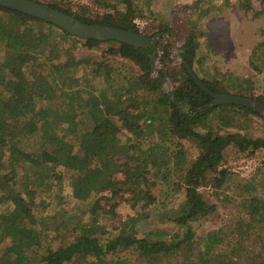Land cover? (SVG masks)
Wrapping results in <instances>:
<instances>
[{
    "label": "trees",
    "instance_id": "trees-1",
    "mask_svg": "<svg viewBox=\"0 0 264 264\" xmlns=\"http://www.w3.org/2000/svg\"><path fill=\"white\" fill-rule=\"evenodd\" d=\"M83 1L50 0L45 4L88 24L146 36L164 32L174 42H182L180 60L172 58L173 43L164 41L166 36L159 42L160 60L168 69L180 105L153 71L151 48L84 39L91 48L113 42L117 46L108 48L110 54H120L139 65V76H132L129 84L123 79L113 85L109 63L72 62L76 45L65 44L78 37L53 22L0 5V264H239L218 252L224 242L232 248L231 257L241 249L251 259L244 264H264V193L252 190L256 183L246 186L248 196L244 197L250 219L241 218L224 229L231 231L230 241H225L221 228L201 231L218 209L202 187L215 194L239 177L226 151L236 147L244 157L253 159L264 149V137L247 131L249 115L263 119L264 115L242 105H209L213 97L185 65L217 93L264 103L263 93L230 86L219 70L212 76L199 73L198 67L208 55L202 41L205 30L197 18L218 8V0L186 5L187 13H196L179 17L175 26L173 20H161L145 27L136 20L142 12L135 0ZM222 1L227 5L229 0ZM261 5L262 10L257 11L252 0H240L241 8L255 16L264 13V0ZM263 51L264 40L255 46L253 55ZM158 71L164 75L163 66ZM96 79L106 84L98 92L91 85ZM83 85L92 86L91 91ZM141 90L145 96L139 94ZM124 131L128 135L123 142L120 135ZM168 140L176 142L175 149ZM262 168L258 167L261 173ZM23 175L29 181L24 186L20 184ZM70 179L74 200L89 203L90 224L81 220L77 225L72 220L86 214L87 206L71 214L67 207L71 202L63 194ZM160 182L173 185L182 194L178 211L173 210L177 197L169 202L167 214H176H166L174 223L173 231L148 229L140 234L135 224L126 223L113 233L103 224L101 216L109 208L102 199L113 210L122 202L146 210L160 200L154 193ZM92 193L96 194L93 200ZM39 195L46 200L39 202ZM149 214L146 210L136 218L146 219ZM44 236L49 238L46 244ZM248 236L255 238L254 249L242 245Z\"/></svg>",
    "mask_w": 264,
    "mask_h": 264
},
{
    "label": "rangeland",
    "instance_id": "rangeland-1",
    "mask_svg": "<svg viewBox=\"0 0 264 264\" xmlns=\"http://www.w3.org/2000/svg\"><path fill=\"white\" fill-rule=\"evenodd\" d=\"M44 3L49 2L50 0H40ZM77 1L78 0H74ZM196 0H135L139 5L141 10V16L137 18L138 24L141 27L148 25H155L162 21H172L173 26L180 23L177 20L179 17L187 18L188 13L190 16L194 15L192 10H187L186 5L194 3ZM262 0H252L255 10H262L261 5ZM83 2H91V0H84ZM219 6L216 9H213L208 16H202L199 14L198 23L202 29L205 30V35L202 38L204 52L208 55L206 60L199 65L198 70L202 75L212 76L215 69L224 73L226 83L234 88L242 91L251 92L253 90L256 94H264V51L261 55H253L255 46L264 40V13L260 15L253 14V12H246L240 6V0H229L228 4H223L222 0L216 1ZM199 12V9H198ZM196 13V12H195ZM180 18V19H183ZM166 36V38H164ZM164 41L172 42V52L171 56L175 60L179 59L180 45L182 42H174V38L170 34H165L162 36ZM161 40V39H160ZM71 44L76 45L72 51V62H104L109 63L113 70V78L111 84L117 85L124 81L126 84L128 80H131L132 76H139V65L129 58L124 56L110 54L108 48L111 46H117L113 42H105L95 47H88L85 44L84 39H73L70 38L65 46L68 47ZM2 51L0 50V54ZM161 54V52H160ZM59 59H55L57 62ZM159 68L161 65L158 66ZM158 68V69H159ZM88 68H86V71ZM168 70V69H167ZM169 84L173 87L172 80L169 77ZM92 86H86L88 91L92 87V90L98 92L106 85L103 82L98 81V79L93 80L91 83ZM169 85L164 87L165 90H169ZM110 87V85H109ZM87 91V90H86ZM87 91V92H88ZM91 91V89H90ZM140 95L143 94V91H138ZM138 94V93H137ZM144 96L146 94H143ZM126 98V97H125ZM124 99V98H123ZM143 100L142 98H140ZM118 117V116H116ZM247 131L249 134L255 137H264V119L256 115H249L247 122ZM128 133L124 131L120 137L122 141H127ZM168 144L171 145L174 149L176 148V142L173 140H168ZM236 147H230L226 151V156L229 159L230 164L233 166V169L238 172L239 177L235 178L224 190H219L217 193L213 194L211 189L203 188L202 191L207 193L210 196V200L218 204L217 211L212 215L211 219L207 221L204 226H202L201 231L217 230L222 229V234L226 238L225 241H230L231 231L227 229L229 226H234L239 219H245L248 221L249 214L245 211V199L244 197L248 196L246 194L247 187L250 183H256L254 192L264 193V149L260 150L259 155L253 159H247ZM193 153L195 151L193 150ZM262 168V173L260 172ZM31 170L27 171L28 175ZM26 175L21 176L20 184H24L28 181ZM72 181L70 179L64 187V196L65 201L71 202L68 204V209L72 212H81V208L86 204L87 213L81 216H76L72 220L75 224H80L81 220L83 223L90 224L91 213L89 212L90 206L89 203H79L76 202L72 195ZM29 182V181H28ZM179 191L175 190L173 185H168L163 182H160L158 186L154 189V193L160 197V200L157 203L153 204L151 207L146 208L149 212V216L146 219H137L136 216L140 213L145 212L146 210H141V208L133 209L127 202H122L116 207L115 210L111 209L110 204L106 203V199H102V203L107 206V214L101 216L103 224H107L113 233L118 232L120 226L123 224H135L136 229L139 230L140 234L144 233V230L160 229L165 232H171L175 229L174 223L171 221L167 215L173 216L176 213L175 210H179V201L182 197V194H178ZM177 194V196H175ZM96 194L92 193L90 199H94ZM177 197L174 201L175 207L174 211H170L167 214L169 209L170 200ZM45 201L46 197L39 195L38 201ZM113 201H110L111 203ZM57 203V199L54 201V205ZM38 208V207H37ZM99 211V210H98ZM38 215L40 213L38 212ZM167 214V215H166ZM40 227V224H39ZM254 229V228H253ZM251 229V231H253ZM230 233V234H229ZM237 236V233H236ZM49 238L44 236V243H48ZM255 238L248 236L244 238L242 245L246 248L254 249L253 244ZM59 241L55 242V245H58ZM218 252H222L221 256L224 259L229 260L230 262H238L239 264H244L246 260H250L249 256H246L245 252L239 249V255L230 256L229 252L232 251L230 245H227V242L223 243V246L217 248ZM247 250V249H245ZM126 253V252H123ZM240 253L242 255H240ZM128 254V253H127ZM124 256H126L124 254ZM238 259V261H237ZM241 260V261H240ZM242 262V263H241ZM219 263V261H218ZM235 264V263H234Z\"/></svg>",
    "mask_w": 264,
    "mask_h": 264
},
{
    "label": "water",
    "instance_id": "water-1",
    "mask_svg": "<svg viewBox=\"0 0 264 264\" xmlns=\"http://www.w3.org/2000/svg\"><path fill=\"white\" fill-rule=\"evenodd\" d=\"M0 5L8 8H12L28 15L41 18L63 28L68 33L82 39H99V40H116L136 47L151 48L153 50L151 54V67L153 71L159 76L163 86L169 85V73L164 62L160 60L159 42L164 32H159L154 36H146L141 33L117 28L113 26L103 24H88L82 22L72 15H69L59 9L52 8L45 3L37 2L35 0H0ZM161 65L164 68V75L159 73L158 66ZM189 74L194 78L197 84L204 89L208 94L213 97L212 102L209 105H221V104H236L242 105L259 112L264 115V103L243 95L233 93H217L211 90L205 85L193 68L185 63ZM173 87L170 86L169 92L176 100V103L180 105L179 100L173 93Z\"/></svg>",
    "mask_w": 264,
    "mask_h": 264
}]
</instances>
